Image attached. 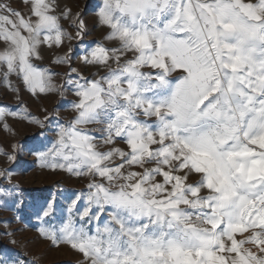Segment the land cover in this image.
<instances>
[{
    "label": "snow or ice",
    "instance_id": "obj_1",
    "mask_svg": "<svg viewBox=\"0 0 264 264\" xmlns=\"http://www.w3.org/2000/svg\"><path fill=\"white\" fill-rule=\"evenodd\" d=\"M91 8L89 22L87 5L0 0V88L14 99L0 100L13 138L0 207L21 223L27 206L25 226L71 264H264V0ZM16 123L34 127L31 145ZM25 151L80 186L26 197ZM0 264L40 261L0 248Z\"/></svg>",
    "mask_w": 264,
    "mask_h": 264
},
{
    "label": "rangeland",
    "instance_id": "obj_2",
    "mask_svg": "<svg viewBox=\"0 0 264 264\" xmlns=\"http://www.w3.org/2000/svg\"><path fill=\"white\" fill-rule=\"evenodd\" d=\"M96 0H63L73 9L84 8L89 6L88 20H92V8ZM99 31L95 33L99 36ZM47 59V55H46ZM0 100L5 102H13V97L0 88ZM33 111L37 109V103L29 101ZM46 104H51L52 99L49 98L45 101ZM67 106L65 105V108ZM64 111L67 116L68 112ZM16 137L17 141L24 142L26 147L32 144L30 138L34 133V127L29 126L27 123H16ZM12 137L7 136L5 133L0 132V146H7L12 140ZM6 163L5 157H0V165ZM16 178L19 181L21 188L25 191V196L28 198L37 197L41 191H46L56 181H60L61 185L65 188H78L80 185L74 177H68L66 174H53L47 169H42L38 164L34 163V157L31 153L25 151L19 156V162L14 169ZM27 203V201H26ZM30 209L26 206L21 215L24 216V222L17 223L13 217L17 214L16 211L8 207H0V248L16 249L18 251L26 252L29 257H36L39 259L40 264H71L73 254L67 248H50L47 242L38 237L35 228L26 227L25 224L29 221L34 223V218L29 216ZM3 222H10L8 231H14V236L9 237L4 233ZM10 239H15L17 244L10 243Z\"/></svg>",
    "mask_w": 264,
    "mask_h": 264
},
{
    "label": "crops",
    "instance_id": "obj_3",
    "mask_svg": "<svg viewBox=\"0 0 264 264\" xmlns=\"http://www.w3.org/2000/svg\"><path fill=\"white\" fill-rule=\"evenodd\" d=\"M11 2L13 3L14 6H16L20 3V0H11Z\"/></svg>",
    "mask_w": 264,
    "mask_h": 264
}]
</instances>
